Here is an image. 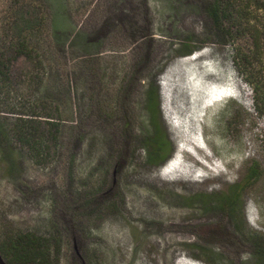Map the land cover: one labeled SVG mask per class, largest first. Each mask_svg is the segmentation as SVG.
<instances>
[{"label": "rangeland", "instance_id": "obj_1", "mask_svg": "<svg viewBox=\"0 0 264 264\" xmlns=\"http://www.w3.org/2000/svg\"><path fill=\"white\" fill-rule=\"evenodd\" d=\"M41 1L49 23L34 58L0 75V242L45 236L61 245L60 264H256L264 110L232 46L210 34L205 0ZM8 3L0 51L12 55ZM151 87L174 146L161 165L149 160ZM22 118H36L42 154L13 135ZM254 162L260 176L236 205L204 204Z\"/></svg>", "mask_w": 264, "mask_h": 264}, {"label": "trees", "instance_id": "obj_2", "mask_svg": "<svg viewBox=\"0 0 264 264\" xmlns=\"http://www.w3.org/2000/svg\"><path fill=\"white\" fill-rule=\"evenodd\" d=\"M210 21V34L216 42L231 45L233 49V64L235 69L254 87L256 108L264 110V0H205L202 4ZM4 20L13 34V44L8 52L0 51V75L8 63L25 57L34 58V38L43 35L48 27L49 14L41 0H9L8 8L3 10ZM185 49L190 45L185 44ZM206 76L209 82L211 77ZM2 82V81H0ZM156 89L151 87L148 92V103L151 108L153 134L148 139V145L153 146L149 160L161 165L173 152L174 146L165 139L156 117L158 105ZM163 94V91H162ZM164 99V95H163ZM164 109V108H163ZM33 117L41 114L32 113ZM49 118L54 119L50 114ZM36 118H22L13 123V135L24 143L32 152L40 151L42 142L39 140V130L35 126ZM52 132L58 133L55 121H50ZM0 127H2L0 125ZM1 130V128H0ZM166 145L164 155L161 151ZM36 155V154H35ZM159 159V161H158ZM260 176V166L256 162L249 167L245 179L233 186L228 192L204 195L205 202L215 203L216 208L224 204L236 205L240 193ZM211 205V204H210ZM256 243H258L256 241ZM259 245V244H257ZM260 258L256 264H264V248L260 249ZM0 254L7 264H60L61 245L50 238L30 232H19L0 242Z\"/></svg>", "mask_w": 264, "mask_h": 264}, {"label": "water", "instance_id": "obj_3", "mask_svg": "<svg viewBox=\"0 0 264 264\" xmlns=\"http://www.w3.org/2000/svg\"><path fill=\"white\" fill-rule=\"evenodd\" d=\"M0 264H7L5 260L3 259L2 255L0 254Z\"/></svg>", "mask_w": 264, "mask_h": 264}]
</instances>
